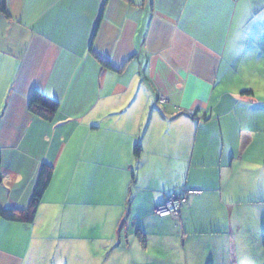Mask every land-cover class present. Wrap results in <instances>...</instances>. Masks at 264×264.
I'll return each mask as SVG.
<instances>
[{
	"label": "crops",
	"instance_id": "0c3cea01",
	"mask_svg": "<svg viewBox=\"0 0 264 264\" xmlns=\"http://www.w3.org/2000/svg\"><path fill=\"white\" fill-rule=\"evenodd\" d=\"M5 6L0 206L25 208L41 165L53 174L31 224L0 218V264H51L65 238L71 264L96 249L107 264H239L246 241L264 253V0ZM35 91L58 101L51 121L30 112ZM172 193L178 216L155 215Z\"/></svg>",
	"mask_w": 264,
	"mask_h": 264
},
{
	"label": "trees",
	"instance_id": "16d2710c",
	"mask_svg": "<svg viewBox=\"0 0 264 264\" xmlns=\"http://www.w3.org/2000/svg\"><path fill=\"white\" fill-rule=\"evenodd\" d=\"M0 11L6 12L5 0H0ZM103 64L108 65L106 61H102ZM242 94H252L250 89L244 90ZM58 101L51 96L46 95L41 91H35L29 100L30 112L43 117L47 121H51L54 114L58 110ZM140 148L136 146L134 154L139 155ZM52 168L49 165L42 164L38 173L36 184L34 186L30 200L25 208H3L0 206V218L13 221L23 222L25 224H31L36 216L38 206L41 203L42 197L48 188V185L52 179ZM1 155H0V181H1ZM264 247V239H263Z\"/></svg>",
	"mask_w": 264,
	"mask_h": 264
},
{
	"label": "rangeland",
	"instance_id": "374dc122",
	"mask_svg": "<svg viewBox=\"0 0 264 264\" xmlns=\"http://www.w3.org/2000/svg\"><path fill=\"white\" fill-rule=\"evenodd\" d=\"M262 78L263 79H261L260 77H257L256 79L253 80V88L255 90L256 97L264 100V75ZM258 141H261L262 143H264V134L258 136ZM257 213H259L261 216H264V207H261ZM252 224L255 225L253 221H252ZM80 238L82 241L88 242V239H87L88 235L80 236ZM245 244H246V252L242 254L241 259H239V264H257L261 260H264V253L260 252V250L262 249L261 243H257L254 241H246ZM51 246H52L51 248L59 249V250L52 249L53 253L49 255V259H48L49 263L51 264H71L73 262L71 258V252L69 251V247H68L69 244L67 243V238H65V244H59V245L51 244ZM92 253L96 255V258L92 259L93 260L92 264H103V263L107 264V261H106L108 259L107 251L101 252L96 249V252H91V254ZM85 260H87V258H85ZM108 260L110 261V258ZM80 264H83V261L80 262ZM84 264H87V263H84Z\"/></svg>",
	"mask_w": 264,
	"mask_h": 264
},
{
	"label": "built area",
	"instance_id": "2783aa9c",
	"mask_svg": "<svg viewBox=\"0 0 264 264\" xmlns=\"http://www.w3.org/2000/svg\"><path fill=\"white\" fill-rule=\"evenodd\" d=\"M185 198L180 193H173L167 199L154 207V214L157 216L177 217Z\"/></svg>",
	"mask_w": 264,
	"mask_h": 264
}]
</instances>
